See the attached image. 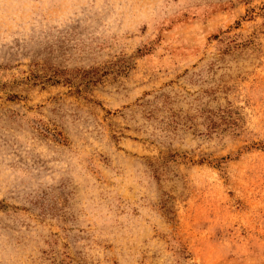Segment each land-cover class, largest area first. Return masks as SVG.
Here are the masks:
<instances>
[{"label": "rangeland", "instance_id": "374dc122", "mask_svg": "<svg viewBox=\"0 0 264 264\" xmlns=\"http://www.w3.org/2000/svg\"><path fill=\"white\" fill-rule=\"evenodd\" d=\"M0 264H264V0H0Z\"/></svg>", "mask_w": 264, "mask_h": 264}]
</instances>
